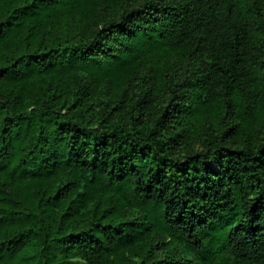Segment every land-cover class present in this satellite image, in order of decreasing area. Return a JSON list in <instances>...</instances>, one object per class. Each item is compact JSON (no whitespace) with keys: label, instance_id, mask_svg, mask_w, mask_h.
I'll return each instance as SVG.
<instances>
[{"label":"trees","instance_id":"obj_1","mask_svg":"<svg viewBox=\"0 0 264 264\" xmlns=\"http://www.w3.org/2000/svg\"><path fill=\"white\" fill-rule=\"evenodd\" d=\"M0 264H264V0H0Z\"/></svg>","mask_w":264,"mask_h":264}]
</instances>
